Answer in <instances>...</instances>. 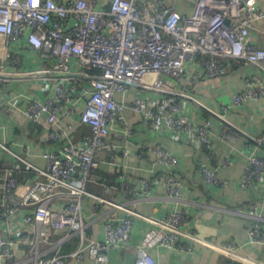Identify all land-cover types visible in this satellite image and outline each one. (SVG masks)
Instances as JSON below:
<instances>
[{
    "label": "built area",
    "instance_id": "obj_1",
    "mask_svg": "<svg viewBox=\"0 0 264 264\" xmlns=\"http://www.w3.org/2000/svg\"><path fill=\"white\" fill-rule=\"evenodd\" d=\"M189 1L194 4L192 14L181 13L178 0H113L108 10L100 8L98 0H0V86L39 78L49 92L34 97L13 91L3 94L0 89V110L18 112L25 122L41 126L48 140L56 145L55 150L44 154L47 167L41 168L27 159V153L15 152L10 141L0 138V163L4 154L18 161L0 181V193L4 194L0 215L7 217V212L17 209L14 206H32L34 213L25 218L27 223L66 230L52 246L77 239L72 251L64 253L58 247L51 255L40 251L43 240L31 242L34 264H66L69 259L88 257L96 264H110L111 251L123 248L130 240L135 217L162 228V246L191 251L184 237L203 241L182 230L189 218L184 209L174 210L164 219H153L116 202H111L115 215L105 224V239L94 240L86 233L82 206L86 196L96 197L88 184L101 166L97 153L118 148L110 143L111 138L129 142L132 129L125 115L128 109L142 114L152 130H170L178 140L195 135L201 144L214 148L212 119L199 125L193 122L182 99L193 97L179 93L176 87L192 72L190 66L198 67L192 75L196 82L202 77L227 75L234 64L255 65L258 72L247 77L245 89L236 94L232 107L264 98V48L251 37L254 24L264 19L257 0ZM25 46L38 53L43 71H21L25 61L19 49ZM11 68L17 70L9 71ZM133 88H138L139 93L152 90L161 95L128 101ZM224 108L223 114L216 115L227 121L230 106ZM85 127L88 132L81 143H76L74 136ZM224 139L230 137L225 135ZM251 140L243 187L264 183V135ZM153 152L166 165L163 177L168 196L181 201L182 181L175 171L179 165L177 156L162 148L140 145L137 157L143 159ZM223 164L230 167L232 160L225 158ZM21 166L35 179L23 193V184L12 175ZM200 175L207 184L226 185L209 167H202ZM159 178L156 175L153 180H141L143 194L139 200L152 198V188ZM124 186L126 194L136 196L128 183L124 182ZM54 203H63L64 211L53 209ZM120 210L127 212L123 219L116 215ZM237 213L254 219L249 234L264 243L259 204L237 209ZM9 243L0 231V254ZM220 249L231 251L233 247ZM136 264L156 261L139 248Z\"/></svg>",
    "mask_w": 264,
    "mask_h": 264
},
{
    "label": "crops",
    "instance_id": "obj_2",
    "mask_svg": "<svg viewBox=\"0 0 264 264\" xmlns=\"http://www.w3.org/2000/svg\"><path fill=\"white\" fill-rule=\"evenodd\" d=\"M112 1L98 0L100 8L107 10L110 9ZM257 4L264 10V0H257ZM177 7L183 14H192L194 11V4L189 0H178ZM251 37L255 44L264 48V19L254 24ZM24 43L27 44V40H24ZM19 50L25 61L20 68L21 71L32 73L43 71L41 58L37 52L27 46ZM190 67H193L192 72L178 82L176 87L179 93L193 97L182 98L186 104V113L193 122L199 125L212 119L214 148L210 149L201 144L195 139V135L178 140L170 130H152L144 123L142 114L128 109L125 115L132 129L129 142L111 138L110 143L118 145V148L113 152L107 149L97 153L101 166L93 173L94 179L88 184V190L96 197L86 196L82 206L87 225L86 233L94 240L105 239V224L115 215L111 202H116L153 219H164L172 211L184 209L189 218L181 227L182 230L198 236L203 241L184 237V244H188L192 248L191 251L162 246L160 244L162 228L150 220L135 217L130 240L123 248L111 251L110 264H136L139 248H144L154 258L156 264H264V243L253 240L249 234L254 219L237 213V209L246 210L252 204H259L264 233V183L254 182L248 187L242 186L251 151L248 141L252 142L251 138L264 135V98L232 107L236 94L245 89V80L258 72V68L244 63L234 64L232 71L227 75L215 79L202 77L195 82L192 75L198 67L197 65ZM14 70L17 68L9 69ZM0 89L3 94L8 91H13L16 95L28 94L34 97L49 94L44 80L39 78L10 81L0 86ZM160 95L152 90L139 93L138 88H133L127 100H144ZM23 104L21 103V106ZM226 106H230L229 112L226 113L227 121L216 115L223 114ZM87 132L86 127L77 131L74 141L81 143ZM225 135L230 139L225 140ZM0 138L10 141L15 152L24 155L27 153V159L41 168L47 167L44 154L56 149V145L48 140L41 126L25 122L18 112L12 114L0 110ZM140 145L154 149L162 148L177 156L179 165L175 171L182 181L181 201L168 196L163 177L167 168L160 162L157 154L150 153L143 159L137 157ZM261 151L264 154V149ZM126 152L130 155L126 156ZM2 157L1 182L7 170H12L18 164V161L9 154ZM225 158L232 160L230 167L224 166ZM113 160L115 163H112ZM204 166L216 170L219 179L225 181L226 185L207 184L200 175V170ZM12 175L23 184L21 193L26 191V185L32 184L35 180L32 172H26L23 166L18 171H13ZM156 175L160 178L159 183L152 188V198L139 200L143 194L141 180H153ZM124 182L134 189L136 196L124 192ZM3 199L4 194L0 193V202ZM101 199L106 201L103 202ZM51 207L57 211L65 209L63 203H54ZM13 208L17 209L14 212H7V217L0 215V231L10 241L1 251L0 264H34L31 259L34 254L31 242L37 240L45 242L40 251L47 255L55 253L60 248L64 253L76 248V238L52 246V242L58 243L61 240L66 230L54 229L37 222L27 223L25 218L34 213L32 206ZM116 215L123 219L127 212L120 210ZM225 246H232L233 250L220 249ZM66 264L96 262L88 257L80 261L69 259Z\"/></svg>",
    "mask_w": 264,
    "mask_h": 264
}]
</instances>
